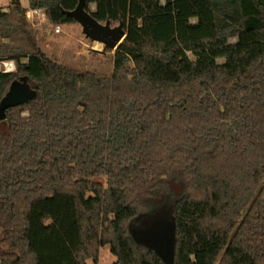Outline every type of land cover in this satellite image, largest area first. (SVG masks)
I'll use <instances>...</instances> for the list:
<instances>
[{
    "label": "trees",
    "instance_id": "16d2710c",
    "mask_svg": "<svg viewBox=\"0 0 264 264\" xmlns=\"http://www.w3.org/2000/svg\"><path fill=\"white\" fill-rule=\"evenodd\" d=\"M77 2L28 8L63 25ZM11 9L0 32L30 48L0 43V100L23 76L36 96L0 117V264H96L104 244L166 264L129 224L167 202L173 264H264V0H86L125 29L110 75L47 56Z\"/></svg>",
    "mask_w": 264,
    "mask_h": 264
},
{
    "label": "rangeland",
    "instance_id": "374dc122",
    "mask_svg": "<svg viewBox=\"0 0 264 264\" xmlns=\"http://www.w3.org/2000/svg\"><path fill=\"white\" fill-rule=\"evenodd\" d=\"M19 1L22 7L28 8V0ZM0 8L8 12L9 19L13 23L17 21V15L11 9V0H0ZM89 8L90 10H94L95 4L91 3ZM26 22L25 28L28 33L33 34L40 50L55 61L76 68L94 71L101 75L111 74L114 49H105L101 43L86 38L81 31V26L77 22L61 25L60 33H54L53 25L49 24L48 21L45 23L35 22L34 25L27 19ZM34 32H37L36 36ZM231 41H234V39H231ZM0 43L9 47L20 46L30 48L27 34L19 33V29L15 25L4 33L0 32ZM4 60L9 61L11 59ZM23 60L25 59L23 58ZM12 61L14 62V60ZM100 180L103 181V179ZM170 183L174 186L175 190L177 188L180 190L178 182L171 180ZM168 197L171 199L172 196L168 195ZM166 204L170 206V202ZM134 224H136L135 220L130 225ZM88 263L94 264L91 260ZM97 264H118L115 255L110 250L109 244L100 246ZM168 264H173V260L168 262Z\"/></svg>",
    "mask_w": 264,
    "mask_h": 264
},
{
    "label": "water",
    "instance_id": "95a60500",
    "mask_svg": "<svg viewBox=\"0 0 264 264\" xmlns=\"http://www.w3.org/2000/svg\"><path fill=\"white\" fill-rule=\"evenodd\" d=\"M86 0H78L72 10L64 13L73 18L80 26L84 36L91 41L101 43L107 49H115L125 36L123 23L119 22L111 26L110 21L104 23L97 21L90 12L85 9ZM36 96V90L32 88L26 76L13 81L5 95L0 100V117L4 109ZM173 204L161 205L150 212L141 213L133 220L136 224H129V232L133 240L141 246L153 250L166 264L174 259V219L172 215Z\"/></svg>",
    "mask_w": 264,
    "mask_h": 264
},
{
    "label": "built area",
    "instance_id": "2783aa9c",
    "mask_svg": "<svg viewBox=\"0 0 264 264\" xmlns=\"http://www.w3.org/2000/svg\"><path fill=\"white\" fill-rule=\"evenodd\" d=\"M25 17L26 19L31 23H45L47 21V16L45 13V10L43 8L39 7H29L25 10ZM53 32L54 33H60L61 32V25L57 24L53 26ZM15 69V64L12 60H3L0 61V70L4 72L13 71Z\"/></svg>",
    "mask_w": 264,
    "mask_h": 264
},
{
    "label": "clouds",
    "instance_id": "9594fccd",
    "mask_svg": "<svg viewBox=\"0 0 264 264\" xmlns=\"http://www.w3.org/2000/svg\"><path fill=\"white\" fill-rule=\"evenodd\" d=\"M23 115H27V113H24Z\"/></svg>",
    "mask_w": 264,
    "mask_h": 264
},
{
    "label": "crops",
    "instance_id": "0c3cea01",
    "mask_svg": "<svg viewBox=\"0 0 264 264\" xmlns=\"http://www.w3.org/2000/svg\"><path fill=\"white\" fill-rule=\"evenodd\" d=\"M88 262V261H87ZM89 264V263H88ZM97 264V263H96Z\"/></svg>",
    "mask_w": 264,
    "mask_h": 264
}]
</instances>
